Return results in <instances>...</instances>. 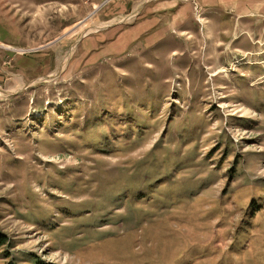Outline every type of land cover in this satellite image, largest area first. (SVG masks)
Listing matches in <instances>:
<instances>
[{
  "label": "rangeland",
  "instance_id": "374dc122",
  "mask_svg": "<svg viewBox=\"0 0 264 264\" xmlns=\"http://www.w3.org/2000/svg\"><path fill=\"white\" fill-rule=\"evenodd\" d=\"M215 8L235 14L0 0L17 45L0 49V231L19 264H264V15Z\"/></svg>",
  "mask_w": 264,
  "mask_h": 264
},
{
  "label": "crops",
  "instance_id": "0c3cea01",
  "mask_svg": "<svg viewBox=\"0 0 264 264\" xmlns=\"http://www.w3.org/2000/svg\"><path fill=\"white\" fill-rule=\"evenodd\" d=\"M210 3L212 4L215 3L216 5L219 3H222L225 6H227L228 4H231L232 8H235L234 15H232L231 13L232 11L229 12L228 9H219V8L213 9V11H211V14H210V17L213 18V20H216V19L221 20V18H223L225 15H229V13H231L230 15L231 19H234L236 21L235 17L239 16L238 22L242 23L243 22L242 20H244V18L254 17V16H251L252 14H254V12L257 14L259 13L260 15H264V0H210ZM209 6H212V5L209 4L208 7ZM251 8H254V10H252ZM240 27H241L240 25L236 26L237 29H239ZM99 43H102V42H99V37L87 38L86 40L82 42L83 50H84L82 54H84L85 56V54L87 55L89 54V52L93 50H97ZM2 46H5V48H13L14 49V50L12 49L13 51H16V47H17V45L14 42L7 40V35L3 36L2 34H0V49H2ZM8 54L10 56H13L11 52H8ZM13 57L12 59L16 58V57L14 58Z\"/></svg>",
  "mask_w": 264,
  "mask_h": 264
},
{
  "label": "trees",
  "instance_id": "16d2710c",
  "mask_svg": "<svg viewBox=\"0 0 264 264\" xmlns=\"http://www.w3.org/2000/svg\"><path fill=\"white\" fill-rule=\"evenodd\" d=\"M11 239L9 235L6 233L0 231V252L3 251V257L7 259V262L5 264H19L11 255V253L8 250H4L5 248L10 247ZM1 257V256H0ZM39 264H55L52 262H46V263H39Z\"/></svg>",
  "mask_w": 264,
  "mask_h": 264
}]
</instances>
